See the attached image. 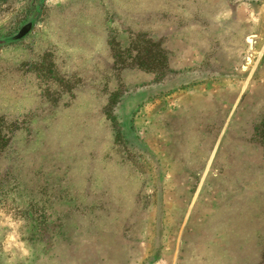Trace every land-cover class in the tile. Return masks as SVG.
<instances>
[{
    "label": "rangeland",
    "instance_id": "1",
    "mask_svg": "<svg viewBox=\"0 0 264 264\" xmlns=\"http://www.w3.org/2000/svg\"><path fill=\"white\" fill-rule=\"evenodd\" d=\"M0 125V264H264V0H0Z\"/></svg>",
    "mask_w": 264,
    "mask_h": 264
},
{
    "label": "trees",
    "instance_id": "2",
    "mask_svg": "<svg viewBox=\"0 0 264 264\" xmlns=\"http://www.w3.org/2000/svg\"><path fill=\"white\" fill-rule=\"evenodd\" d=\"M9 132H10V127L8 125H0V155L4 152V149H6V147L8 146Z\"/></svg>",
    "mask_w": 264,
    "mask_h": 264
},
{
    "label": "water",
    "instance_id": "3",
    "mask_svg": "<svg viewBox=\"0 0 264 264\" xmlns=\"http://www.w3.org/2000/svg\"><path fill=\"white\" fill-rule=\"evenodd\" d=\"M246 40H247V42H248L249 44H252V38H251V37H247ZM246 60L249 61V56L246 57Z\"/></svg>",
    "mask_w": 264,
    "mask_h": 264
}]
</instances>
